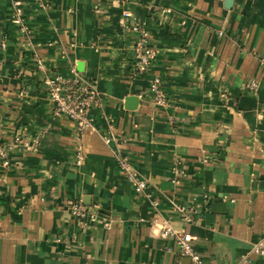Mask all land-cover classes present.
Listing matches in <instances>:
<instances>
[{"label":"crops","instance_id":"obj_1","mask_svg":"<svg viewBox=\"0 0 264 264\" xmlns=\"http://www.w3.org/2000/svg\"><path fill=\"white\" fill-rule=\"evenodd\" d=\"M18 1L26 37L0 0V264H190L166 251L163 222L207 264H264V0ZM133 25L153 52L142 73ZM74 74L98 96L91 131L46 98L45 77ZM73 203L97 219L76 220ZM179 205L200 211L185 223Z\"/></svg>","mask_w":264,"mask_h":264},{"label":"built area","instance_id":"obj_2","mask_svg":"<svg viewBox=\"0 0 264 264\" xmlns=\"http://www.w3.org/2000/svg\"><path fill=\"white\" fill-rule=\"evenodd\" d=\"M127 16V12H124ZM10 20L18 28V31L23 36H28L29 31L23 25L22 8L18 0H10ZM131 31L136 33V39L132 47V55L135 61V71L142 73L153 58L152 49L148 46L147 33L139 29L137 26H131ZM259 64L264 68V57L259 59ZM39 61H36V69L41 70ZM46 98L51 105L52 114L54 116H63L74 123L76 131L93 130L90 120V111L98 104V96L93 87L84 80L81 76L74 74L70 77L52 76L45 77L42 80ZM255 83H249V89L255 88ZM147 91L151 97L154 105L165 106L167 104L166 95L161 88L159 78H152L148 82ZM103 142L108 143V138L103 137ZM22 142V138L16 136L14 143ZM25 146V145H24ZM26 149L29 147L26 145ZM81 161L80 152L74 154V163L79 165ZM116 162L123 173L125 181L131 186L136 194L142 195L145 199H150V194L147 192L146 182L138 177L133 170L128 160L124 156H116ZM5 165V163H4ZM172 182V181H171ZM152 207L156 203L152 201ZM96 207L87 208L78 203L70 205V215L79 221L90 219L91 221L97 219L94 213ZM175 211L185 223H191L193 217L199 213L200 208L197 206L179 205L175 207ZM100 224L107 226L105 217L100 219ZM159 236L161 238L172 237L173 246L167 248L166 251L176 254L179 258H185L190 264H207L193 249V239L185 232H176L168 226L166 222L160 226ZM253 253H261V244H257L253 248ZM247 262L246 258H242L241 264Z\"/></svg>","mask_w":264,"mask_h":264}]
</instances>
